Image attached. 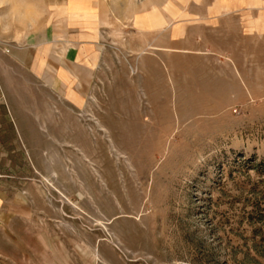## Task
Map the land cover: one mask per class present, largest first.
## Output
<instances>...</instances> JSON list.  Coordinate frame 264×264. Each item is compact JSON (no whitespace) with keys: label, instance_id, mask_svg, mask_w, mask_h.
Here are the masks:
<instances>
[{"label":"rangeland","instance_id":"1","mask_svg":"<svg viewBox=\"0 0 264 264\" xmlns=\"http://www.w3.org/2000/svg\"><path fill=\"white\" fill-rule=\"evenodd\" d=\"M215 1L0 0V264H264V9Z\"/></svg>","mask_w":264,"mask_h":264},{"label":"crops","instance_id":"2","mask_svg":"<svg viewBox=\"0 0 264 264\" xmlns=\"http://www.w3.org/2000/svg\"><path fill=\"white\" fill-rule=\"evenodd\" d=\"M242 1L241 0L215 1L213 3H207L206 9H208V10H210V9L220 10L221 12L218 13V16H221L223 18H226V17L230 18V16L236 17L237 14H239V12L244 11V10H262V9H264V6L262 4L264 0H242ZM101 2H102V0H97V1L94 0V2H93L94 7L97 6L98 8H101V4H102ZM167 9L168 8H166V12L171 13ZM60 11L67 14V13H69L70 10H69V7L65 6ZM97 14H98V19L100 21L102 12L101 11L99 12L97 10ZM176 15H177L176 12H175L174 16H171L168 14L167 16L164 17L162 15L161 20L158 24L159 28L160 27L163 28L167 23L171 22L176 17ZM71 17H73L75 19L81 18V19L86 20V21L93 19L91 11H88L86 9H82V8H80V6L77 9L71 10ZM136 21H137V23H140V20L138 18ZM101 23L107 24V22L104 20H102ZM94 24L95 23H92V24H90V26H95ZM92 29L96 30V27H92ZM87 32L92 33L91 31H86V33ZM70 41L74 42L77 45L82 46L81 52H80L81 47L80 48L78 47L79 53L77 51L75 56H74V61H75L74 64L79 65V66L84 65L83 67H85L86 69H89L91 67V65L93 64L94 60H96L95 58H97V56H96L97 49H96V46L94 45L95 42H93L91 39L90 40L89 39H79V38L75 39L73 37L70 39ZM58 49H60L62 52L65 51L64 47L58 48ZM81 56L86 61H83L82 59H80ZM61 66L62 65H60V67ZM62 68H63V66H62Z\"/></svg>","mask_w":264,"mask_h":264}]
</instances>
